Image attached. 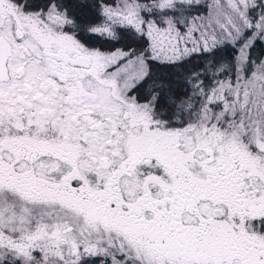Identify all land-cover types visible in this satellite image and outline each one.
Listing matches in <instances>:
<instances>
[{
  "label": "snow or ice",
  "instance_id": "6c2138e0",
  "mask_svg": "<svg viewBox=\"0 0 264 264\" xmlns=\"http://www.w3.org/2000/svg\"><path fill=\"white\" fill-rule=\"evenodd\" d=\"M0 264H264V0H0Z\"/></svg>",
  "mask_w": 264,
  "mask_h": 264
},
{
  "label": "rangeland",
  "instance_id": "374dc122",
  "mask_svg": "<svg viewBox=\"0 0 264 264\" xmlns=\"http://www.w3.org/2000/svg\"><path fill=\"white\" fill-rule=\"evenodd\" d=\"M257 52H259V49H257Z\"/></svg>",
  "mask_w": 264,
  "mask_h": 264
}]
</instances>
